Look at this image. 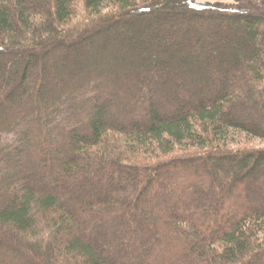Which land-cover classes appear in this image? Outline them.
<instances>
[{
  "label": "trees",
  "instance_id": "16d2710c",
  "mask_svg": "<svg viewBox=\"0 0 264 264\" xmlns=\"http://www.w3.org/2000/svg\"><path fill=\"white\" fill-rule=\"evenodd\" d=\"M230 1L0 0V264H264V146L220 142L264 139V15Z\"/></svg>",
  "mask_w": 264,
  "mask_h": 264
},
{
  "label": "rangeland",
  "instance_id": "374dc122",
  "mask_svg": "<svg viewBox=\"0 0 264 264\" xmlns=\"http://www.w3.org/2000/svg\"><path fill=\"white\" fill-rule=\"evenodd\" d=\"M196 1H208V0H196ZM239 2H241V4L243 5V8L246 10H250V11H262L263 15H264V0H231L230 4H238ZM145 23V22H143ZM118 31V30H117ZM144 33V31L142 32ZM114 37H116V41L113 43H117L118 40H121L120 37H118V35L116 34ZM139 38L142 39V41H148V37L146 35H140ZM113 43H109V46L107 47V49L104 52H101L99 54V52L96 50H92V51H87L85 54L83 53L80 57L81 59H79L80 61H78L79 63H84V65L82 64L81 66H86L89 67V63L92 65L93 60L95 59H101L104 60V58L109 59L111 61H118V59H116V57L114 58L111 55L112 52V48L117 47V44H113ZM112 46V47H110ZM76 54L77 51L76 49L72 50V54ZM71 54V53H70ZM86 64V65H85ZM163 85L167 86V82H164ZM170 89V88H169ZM220 142L228 145V146H233V145H238V144H242V143H247L249 145L252 146H264V139L259 138V137H254L251 135H247L243 132L240 131H234V130H229L227 132H224ZM94 238V237H93Z\"/></svg>",
  "mask_w": 264,
  "mask_h": 264
}]
</instances>
